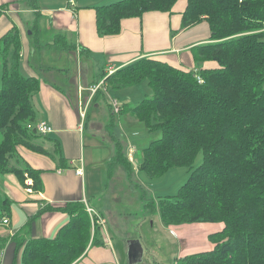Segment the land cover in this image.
<instances>
[{
  "label": "trees",
  "instance_id": "1",
  "mask_svg": "<svg viewBox=\"0 0 264 264\" xmlns=\"http://www.w3.org/2000/svg\"><path fill=\"white\" fill-rule=\"evenodd\" d=\"M177 1L96 5V31L100 36L117 34L121 19L148 11L171 12ZM185 1L181 28L205 21L210 31L209 42L191 49L194 62L217 65L194 71L145 56L106 76L104 87L125 88L146 80L151 96L136 105L124 104L119 111L160 133L143 150L138 168L150 179L173 167L189 171L177 194L158 200L162 223L220 225L208 235L209 249L184 255L180 264H264V0ZM6 8L7 4L0 5V12ZM60 41L71 48L62 35H56L51 45ZM20 52L21 39L12 27L0 38V174L15 175L23 186L29 177L31 188L41 191L43 171L30 166L18 154V146L52 157L60 168L72 166L56 141L51 140L50 153L36 143L47 136L28 127L37 117L32 96L40 80L21 73ZM114 146L108 175L114 163L130 172L122 146L116 142ZM199 153L201 163L193 168ZM11 204L6 194H0V224L11 215ZM57 210L67 220L55 234L32 236V221ZM99 228L80 200L45 205L10 237L18 253V263L15 257L12 264H75L89 245H103L96 235ZM8 240L0 236V253Z\"/></svg>",
  "mask_w": 264,
  "mask_h": 264
},
{
  "label": "crops",
  "instance_id": "2",
  "mask_svg": "<svg viewBox=\"0 0 264 264\" xmlns=\"http://www.w3.org/2000/svg\"><path fill=\"white\" fill-rule=\"evenodd\" d=\"M114 1L116 0H74L71 4L68 0H36V3L30 6L26 0H0V5L7 4V8L0 12V38L12 27H16L21 39L19 61L21 73L24 71L27 76H37L33 67L38 63L44 74L38 77L39 89L32 96L34 108L38 113L35 123L45 121L51 125L53 131L47 135L48 139L58 143L62 156L71 165L74 161L81 163L80 167L60 168L56 161L43 154L24 146L17 147L18 154L30 166L43 171L42 190L34 191L31 184L27 185L26 182L25 186L21 185L13 174H5V178H0V182L7 190V196L12 201L11 215L7 218L8 225H5L8 228L0 233V236L9 238L2 250L0 264H12L15 257L18 263L15 243L10 237L21 231L28 218L35 216L39 208L48 204L62 206L67 201L75 200L82 201L104 220L103 226L98 229L97 238L103 245L107 244V247L89 245L83 257L75 264H117V256L110 247L107 233L114 230V227L117 228L116 225L124 218V211L120 210L118 205L127 196L128 171L115 164L108 175L107 165L112 161L114 156L112 153L102 161L93 160L91 165L94 166V170L88 175L85 174L82 166L83 124L81 127L78 105L80 98L84 93H88L87 88L92 84L100 82L113 71L145 56L194 71L217 65L214 61H204L199 64L194 62L191 49L209 42L210 31L205 21L181 28L185 0H178L171 12L148 11L141 16L123 18L117 34L100 36L95 27L93 7ZM43 20L45 22L41 24ZM24 21L27 22V26L23 24ZM26 30L30 32L27 33ZM33 31L37 35L36 43H31L29 40V35ZM56 35L64 36L71 45L70 54L73 59L82 52L93 58L95 68L91 75L84 74L81 69L80 76L76 71L71 77H64L62 74L59 76L57 75L60 74L59 72L54 74L55 72L51 71L56 70L52 64L55 58H48V50L55 47L51 44ZM53 51L51 50L52 53ZM1 73L2 65L0 80ZM89 75L91 77H87ZM98 92L99 90L95 95ZM35 123L31 126L33 130ZM123 154L131 163L134 161L135 152L132 148H128L127 152L124 148ZM102 167V170L99 169ZM28 186L31 188L30 192L26 190ZM66 220V214L59 210L46 211L32 221L31 235L52 237ZM168 228L185 238V248L194 249L193 247L198 243L195 239L187 238L189 232L203 236L218 230L220 225L183 224ZM131 239L134 237H130ZM205 245L206 248H210L209 240Z\"/></svg>",
  "mask_w": 264,
  "mask_h": 264
},
{
  "label": "rangeland",
  "instance_id": "3",
  "mask_svg": "<svg viewBox=\"0 0 264 264\" xmlns=\"http://www.w3.org/2000/svg\"><path fill=\"white\" fill-rule=\"evenodd\" d=\"M26 1L28 5L36 3V0ZM44 22V20L41 21V24ZM23 24L27 26V22L24 21ZM29 30L31 29L29 28ZM29 30H26V32H30ZM29 40L31 43H36L37 35L34 31L29 35ZM61 43L62 41L54 48L48 50V58H55V62H52V64L56 70L51 71L55 72L54 74L59 72L60 74L57 73V75L60 76L62 74L64 77H71L76 74V71L79 73V76L82 72L91 75L93 68H95L93 58L82 52V54L76 55L73 59L70 54L72 53V49L70 47H62ZM51 50H54L53 53ZM62 52H64L63 55ZM75 54L73 53V55ZM1 65L2 59L0 58V67ZM38 65V63H36V66L34 64L33 70L36 72L37 77L44 76L42 67ZM22 74L27 76L24 71ZM90 75L87 77H91ZM151 94L152 92L147 81L143 80L136 85L125 88L101 87L96 95L94 94L90 97L89 93H84L82 97L83 101L90 99L86 109L85 118H87L86 121L85 119L83 121L81 131V148H83L82 166H84L85 174L88 175L90 171L94 170V166L91 165L93 160L99 159V161H102L106 156L114 154V142L122 146V153L124 152V148L125 152H127L128 148H132L133 152H135L134 161L131 163V170L127 173V196L118 205V208L124 211V218L120 224L116 225L117 228L114 227L115 229L111 230L112 232L107 233L108 242L111 244L110 247L117 256V264H129L127 243L130 237L139 240L143 250L142 259L132 264H180V259L184 255L208 249L205 242L208 243L209 233L202 236L189 232L187 238L190 240L195 239L198 245L193 247L194 249L185 248V238L177 232L170 231V228L162 223L159 214L158 200L165 196L177 194L178 188L189 176L188 169L186 167H173L158 178H148L138 168V163L142 159L143 150L152 140L157 139L160 133L158 131H149L144 122L135 119L129 113L114 112L111 107L114 100L120 106L124 104L136 105L142 99L150 97ZM31 126L32 123H29L28 127L30 129H32ZM48 138H37L36 143L41 144L52 153V142ZM49 158L52 159V157ZM201 160L202 155L199 153L193 163V168L198 167ZM115 164L121 167L117 163H114L113 167H115ZM71 166L80 167L81 163L74 161V164ZM99 169L102 170L103 167ZM4 176L0 174V178ZM6 191V188L0 182V194L7 195ZM6 228L8 227L1 223L0 233L6 231ZM98 233H96L97 236ZM103 246L107 247V244Z\"/></svg>",
  "mask_w": 264,
  "mask_h": 264
},
{
  "label": "built area",
  "instance_id": "4",
  "mask_svg": "<svg viewBox=\"0 0 264 264\" xmlns=\"http://www.w3.org/2000/svg\"><path fill=\"white\" fill-rule=\"evenodd\" d=\"M68 2L72 4L74 2V0H68ZM101 87H104V78L100 82H98L94 85H91L90 87L87 88L89 96L91 97L92 95H94ZM80 96H81V91H80ZM89 102H90V99L83 101V99L80 98V101L78 103V105H79V117H80V121H81L80 126L81 127H82L83 121H84L85 116H86V109H87ZM111 107L113 108L114 112H119V110L121 108V106L118 104V102L116 100H114L112 102ZM34 130L38 134L46 136L53 131V128L51 127V125H49L45 121H37L34 125ZM130 152H132V151L130 150ZM25 182L27 183V185H30L31 184L30 178L26 177ZM26 190L28 192H30L31 188L28 186ZM86 210L91 217L92 223L96 222L99 226H103L104 220L102 218H100L95 211H93L89 207H86ZM1 223L4 225H8V219L3 218ZM1 258H2V252L0 253V263H1Z\"/></svg>",
  "mask_w": 264,
  "mask_h": 264
},
{
  "label": "water",
  "instance_id": "5",
  "mask_svg": "<svg viewBox=\"0 0 264 264\" xmlns=\"http://www.w3.org/2000/svg\"><path fill=\"white\" fill-rule=\"evenodd\" d=\"M35 132V130H34ZM143 250L140 241L137 239H131L127 243V257L129 264L140 261Z\"/></svg>",
  "mask_w": 264,
  "mask_h": 264
},
{
  "label": "bare ground",
  "instance_id": "6",
  "mask_svg": "<svg viewBox=\"0 0 264 264\" xmlns=\"http://www.w3.org/2000/svg\"><path fill=\"white\" fill-rule=\"evenodd\" d=\"M93 85V84H92Z\"/></svg>",
  "mask_w": 264,
  "mask_h": 264
}]
</instances>
